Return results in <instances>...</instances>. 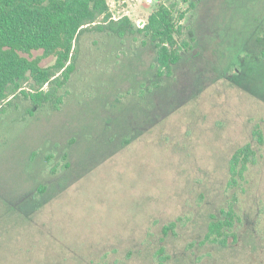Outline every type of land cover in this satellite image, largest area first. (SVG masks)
I'll return each instance as SVG.
<instances>
[{
    "label": "rangeland",
    "instance_id": "obj_1",
    "mask_svg": "<svg viewBox=\"0 0 264 264\" xmlns=\"http://www.w3.org/2000/svg\"><path fill=\"white\" fill-rule=\"evenodd\" d=\"M147 1L107 0L134 33L85 31L49 102L0 114V264H264V0ZM160 5L185 14L171 77L138 32ZM221 210L226 244L206 240Z\"/></svg>",
    "mask_w": 264,
    "mask_h": 264
},
{
    "label": "trees",
    "instance_id": "obj_2",
    "mask_svg": "<svg viewBox=\"0 0 264 264\" xmlns=\"http://www.w3.org/2000/svg\"><path fill=\"white\" fill-rule=\"evenodd\" d=\"M191 7L195 8V4ZM174 8L175 5L158 6L147 24L138 30L149 38L156 50L158 77H171L189 47L187 39H183L184 26L180 24L185 14L175 18ZM89 29L108 32L120 39L134 33L128 17L112 19L107 0H0V114L5 113L6 105L18 94L32 101L33 110L49 102L57 88L68 82L75 72L78 40ZM33 52L42 54L32 58ZM51 57L55 58L54 65L42 67L41 63ZM30 81L31 87L37 89L34 93L25 90ZM254 135L259 137L258 144L262 146V135L256 131ZM254 154L251 145L236 152L230 162L232 175L239 162L245 167ZM210 220L207 241L226 244L237 237L231 232L240 219L232 210H221ZM173 227H166L165 234Z\"/></svg>",
    "mask_w": 264,
    "mask_h": 264
},
{
    "label": "built area",
    "instance_id": "obj_3",
    "mask_svg": "<svg viewBox=\"0 0 264 264\" xmlns=\"http://www.w3.org/2000/svg\"><path fill=\"white\" fill-rule=\"evenodd\" d=\"M147 2H148V3H151V2H152V0H148ZM124 17H126V16H123L122 18H124ZM122 18L120 17V19H122ZM112 19H113V20H115V21H117V19H116V18H114V17H112ZM120 19H118V20H120ZM144 26H145V25H144ZM144 26H143V27H144Z\"/></svg>",
    "mask_w": 264,
    "mask_h": 264
}]
</instances>
